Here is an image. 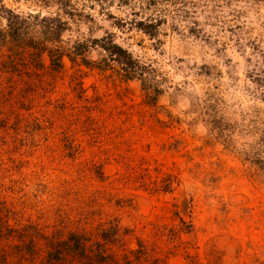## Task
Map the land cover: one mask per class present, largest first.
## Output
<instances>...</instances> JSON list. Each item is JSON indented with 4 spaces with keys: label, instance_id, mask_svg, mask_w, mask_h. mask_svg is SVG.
<instances>
[{
    "label": "rangeland",
    "instance_id": "374dc122",
    "mask_svg": "<svg viewBox=\"0 0 264 264\" xmlns=\"http://www.w3.org/2000/svg\"><path fill=\"white\" fill-rule=\"evenodd\" d=\"M9 12L66 27L42 69L22 56L31 77L0 69V264H87L46 242L104 223L124 232L108 255L140 241L157 264H264V0H0V31Z\"/></svg>",
    "mask_w": 264,
    "mask_h": 264
},
{
    "label": "trees",
    "instance_id": "16d2710c",
    "mask_svg": "<svg viewBox=\"0 0 264 264\" xmlns=\"http://www.w3.org/2000/svg\"><path fill=\"white\" fill-rule=\"evenodd\" d=\"M18 18V15L13 14L12 12H9V17L6 18L7 26L6 29H3L0 31V69L4 68L5 74H17L16 77H19L21 75H26L27 77H31V75L26 74L27 72H24V69H20V63L21 60H23L22 56L25 57V54L31 49L33 50L30 54L31 64H34L33 68L36 69H42V65L40 64V57L44 54V52L47 51V48L43 47L41 48V44H54L59 36L60 33L65 30L66 23L61 22L59 17L55 18H49V17H34L33 22L29 24L30 27L32 25L34 26L31 28L30 32H28V28L25 24V21H20L18 23L16 21ZM14 19V20H13ZM24 24V25H23ZM34 29H37L36 31ZM29 33V35H28ZM6 48L7 54L2 51L3 48ZM108 47H114L117 52L111 53L110 48H106V51L108 52V55L110 56V59H113L118 65H120L121 71L124 73L125 79H130L133 75H137L136 70L139 69L137 65H135L132 61V57L130 54H128L126 51L122 50L121 48L114 46V44H109ZM50 54L53 55V51H50ZM17 56L20 58L18 59ZM55 57L53 61L59 63V60L61 59V56L56 51V54L53 56ZM3 62L5 63H2ZM39 61V62H38ZM3 65V66H2ZM123 75V74H122ZM13 76V75H12ZM14 78V77H13ZM12 81V78H7V82L10 83ZM0 89H5L8 91V94H10L11 90L7 88L2 87V83H0ZM4 122V121H3ZM35 125V123H33ZM36 126V125H35ZM10 146L3 145L2 147H5L6 153L9 155V153H12V151H16L18 154L22 149L25 148H33L37 146V143L33 138L28 139V141H25L24 139L22 141H17L15 144H9ZM9 153H8V152ZM26 152V151H25ZM25 153H20L19 155L22 157ZM8 170H4L5 175ZM187 203V208H188ZM191 213L189 209H186L184 211ZM173 214L176 217H179L178 213L176 211L173 212ZM180 220V232L186 233L189 231L191 227L190 221H185V219H182L179 217ZM87 221V220H84ZM84 221H80L79 224L84 223ZM78 224V223H77ZM104 223L102 225L103 229L100 230V228H96L94 230L98 231L95 233V237L90 239L89 237H85L83 234H81L77 227L75 230L69 235L67 240L60 241L58 244L48 243L46 242V247L44 249V254H47L46 257H49L50 259L54 260L53 258H57V256L60 254L59 248L61 249L62 253L65 252L67 254V249L70 248L72 253V258L78 257L81 261H87V264H157L156 261H150L148 257V251L147 248L140 242L137 241V247L136 248H130L126 249L124 246L125 244H121L117 248V251L108 255L106 247L107 243H111L108 241L110 233H116L117 237L120 238V234H124L123 230L119 227L117 224H107L109 226L108 229L105 228ZM76 225V224H75ZM7 226V225H6ZM2 227V225H0ZM83 228V227H82ZM0 238H2V233L0 232ZM121 239V238H120ZM122 240V239H121ZM69 243L72 244V247H69ZM32 249V245H31ZM6 253V252H5ZM119 253V254H118ZM68 255V254H67ZM6 256L2 253H0V258L3 260L2 263H5ZM70 258V257H69ZM33 260L34 258L31 257ZM1 261V260H0ZM20 262V260H19Z\"/></svg>",
    "mask_w": 264,
    "mask_h": 264
}]
</instances>
